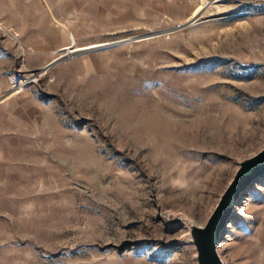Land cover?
<instances>
[{
    "label": "rangeland",
    "instance_id": "rangeland-1",
    "mask_svg": "<svg viewBox=\"0 0 264 264\" xmlns=\"http://www.w3.org/2000/svg\"><path fill=\"white\" fill-rule=\"evenodd\" d=\"M27 1L0 0V264H194L173 224L264 146V0ZM219 253L264 264V177Z\"/></svg>",
    "mask_w": 264,
    "mask_h": 264
},
{
    "label": "water",
    "instance_id": "water-1",
    "mask_svg": "<svg viewBox=\"0 0 264 264\" xmlns=\"http://www.w3.org/2000/svg\"><path fill=\"white\" fill-rule=\"evenodd\" d=\"M191 22L192 19L171 31L158 33L154 36L179 31ZM139 39L142 38L135 41ZM128 41L130 39L104 45L103 47H114ZM58 61L59 59L52 61L44 67V70L49 69ZM235 164L236 168L230 180L218 196L217 202L203 224L198 225L188 218L178 219L173 224L177 230L185 229L182 239L176 242L175 245L191 246L194 264H225L219 253V244L227 223L235 215V210L247 194V190L259 178L264 177V146L254 154L238 160Z\"/></svg>",
    "mask_w": 264,
    "mask_h": 264
},
{
    "label": "crops",
    "instance_id": "crops-1",
    "mask_svg": "<svg viewBox=\"0 0 264 264\" xmlns=\"http://www.w3.org/2000/svg\"><path fill=\"white\" fill-rule=\"evenodd\" d=\"M30 4H31V2L26 0L25 6L30 7ZM30 18H31V16L28 17V15L26 13L24 14V12H23V33H28V32H35L38 34L43 33L44 23H45L44 18L39 16V21H34V20H31ZM35 25H39V26H35ZM50 26H49V28H52ZM39 35H41V34H39Z\"/></svg>",
    "mask_w": 264,
    "mask_h": 264
}]
</instances>
